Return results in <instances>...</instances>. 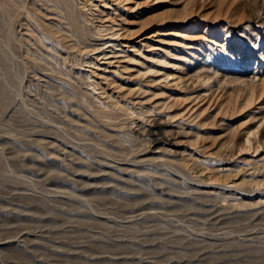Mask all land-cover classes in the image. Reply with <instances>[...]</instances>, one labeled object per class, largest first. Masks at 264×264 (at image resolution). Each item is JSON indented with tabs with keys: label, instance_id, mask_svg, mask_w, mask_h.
Here are the masks:
<instances>
[{
	"label": "rangeland",
	"instance_id": "374dc122",
	"mask_svg": "<svg viewBox=\"0 0 264 264\" xmlns=\"http://www.w3.org/2000/svg\"><path fill=\"white\" fill-rule=\"evenodd\" d=\"M25 3L61 31L0 21V264H264V0Z\"/></svg>",
	"mask_w": 264,
	"mask_h": 264
},
{
	"label": "bare ground",
	"instance_id": "6f19581e",
	"mask_svg": "<svg viewBox=\"0 0 264 264\" xmlns=\"http://www.w3.org/2000/svg\"><path fill=\"white\" fill-rule=\"evenodd\" d=\"M42 1H44V3L43 4H45V3H52L53 4V8L54 9H56L58 12H60L61 14H62V18H64L66 21H67V24L70 26V27H68V28H71V29H74L75 31H76V33H75V31H71L70 32V35H72V37L74 36H78V35H82L83 34V32H82V23L79 21V19L77 18V15H76V13H75V11H74V8H73V4H72V0H42ZM31 2V1H30ZM34 2V1H33ZM84 4H83V7L84 6H87V4H86V2H83ZM34 7V6H33ZM88 9H90L91 10V7H89ZM56 11V12H57ZM25 14L27 17H29V18H31V19H33V20H35V21H37L38 23L37 24H39L40 25V27L46 32V33H49L51 36H53L54 34H55V32H59V31H61V29H59V28H61V27H55V24H54V30L52 29V28H47V26L46 25H44V22L42 23V19L40 20V18L38 17V15L36 14V12H35V10L34 9H32V7H30V5H28V3L26 4L25 3V0H0V21H4L7 25H8V27H7V31H9V33H10V25H11V22H13V20H18V19H23V18H19V16L21 15V14ZM59 14V13H58ZM92 16V14H87V13H85L84 14V20L85 21H87L89 18H88V16ZM42 18V17H41ZM44 21V20H43ZM46 23V22H45ZM29 24V23H28ZM50 24H51V22H50ZM27 25V24H26ZM60 25V24H59ZM50 26V25H49ZM48 26V27H49ZM52 26V25H51ZM58 26V25H57ZM11 27H12V25H11ZM30 27V26H29ZM39 27V26H38ZM40 28V29H41ZM97 28V27H96ZM71 29H69V30H71ZM64 30V29H63ZM97 30L100 32V31H102V27H99V28H97ZM12 31H14V30H12ZM37 32V31H36ZM68 32V31H67ZM33 33V32H32ZM38 33V32H37ZM13 35V34H12ZM35 35V34H34ZM66 35H69L68 33L66 34V32H65V35L64 36H66ZM84 35V34H83ZM3 36V35H2ZM6 37H8V33H6V35H5ZM4 36V37H5ZM38 36H40V35H38ZM48 36V35H47ZM3 37V38H4ZM61 38H63L62 37V35L60 36ZM60 38V39H61ZM6 40H7V38H6ZM5 41V40H4ZM60 42V41H59ZM4 43V42H3ZM5 43H7V42H5ZM8 44V43H7ZM6 44V45H7ZM33 44V43H32ZM2 47H3V45H2ZM2 49V48H1ZM29 49V48H28ZM5 51V50H4ZM4 56H5V54H4ZM31 56V55H30ZM37 57V56H36ZM1 58L2 57H0V60H1ZM9 58V57H8ZM5 60V59H4ZM39 60H41V61H43L42 63H44V64H41L40 66H42V68L44 69V68H46L47 66H49V68L51 69V70H55V71H57V72H60V73H62V69L61 68H56V67H54V64H53V62H48V61H46V60H44L43 58H41V59H39ZM51 60V59H50ZM231 60V59H230ZM52 61V60H51ZM55 61V60H54ZM224 61V60H223ZM57 62V61H56ZM58 64V63H57ZM0 65H1V62H0ZM210 79V78H209ZM264 82V79L262 80V83ZM248 86H249V89L247 90V93H246V103L245 104H247L248 103V101L252 98V95H254L253 94V92H254V90H255V85L253 84V83H250V84H248ZM257 86V85H256ZM264 86V85H263ZM264 119V118H263ZM159 127V126H158ZM158 127H155V128H153V129H151L150 131H149V140L150 141H152V142H154V143H159V142H161L162 141V137L160 136L161 135V133H160V129L158 128ZM257 130V129H256ZM251 132H253V131H251ZM255 134H256V131H255ZM129 149H130V147H129ZM125 152H127V150L125 151ZM129 152V151H128Z\"/></svg>",
	"mask_w": 264,
	"mask_h": 264
}]
</instances>
